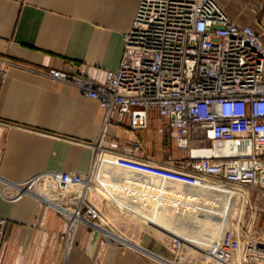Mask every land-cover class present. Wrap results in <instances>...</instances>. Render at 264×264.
I'll return each instance as SVG.
<instances>
[{
	"label": "crops",
	"instance_id": "obj_1",
	"mask_svg": "<svg viewBox=\"0 0 264 264\" xmlns=\"http://www.w3.org/2000/svg\"><path fill=\"white\" fill-rule=\"evenodd\" d=\"M217 2L264 40V0ZM138 3L0 0V59L8 62L0 73V189L6 186L5 193L12 194L34 176L91 170L90 200L119 232H111V240L80 221L68 234L66 217L44 199L0 194V216L7 219L0 264H174L164 242L173 234L182 236L178 228L185 211L194 209L190 234L230 218L231 188L197 186L184 174L130 156L134 140L144 142L142 156L154 162L177 156L166 145L169 137L175 142L174 130L156 110L148 111L145 128L131 132L126 115L113 111L105 123V111L95 99L48 74L72 62L81 73L102 80L105 69L118 66ZM198 195L218 210L190 201ZM225 203L230 204L226 211L221 208ZM223 242L230 245L218 252L220 261L241 264L233 241L225 237ZM177 252L170 247V253Z\"/></svg>",
	"mask_w": 264,
	"mask_h": 264
},
{
	"label": "built area",
	"instance_id": "obj_2",
	"mask_svg": "<svg viewBox=\"0 0 264 264\" xmlns=\"http://www.w3.org/2000/svg\"><path fill=\"white\" fill-rule=\"evenodd\" d=\"M117 68L102 80L85 75L69 62L48 74L75 86L105 111L128 117V130L148 125V111L174 130L180 157L154 162L141 140L131 143L135 158L188 176L193 183L227 185L238 203L234 250L241 264H264V224L251 206L243 223L244 204L253 191L264 198V40L250 25L238 24L217 0H139ZM8 65L0 59V73ZM163 128H159L162 131ZM222 142L237 144L232 153L215 151ZM206 151L197 154L196 151ZM92 171L50 172L17 185L16 199L27 193L52 204L68 220V234L87 222L113 240L100 210L91 202ZM7 219L0 216V248ZM173 249L182 237L170 238Z\"/></svg>",
	"mask_w": 264,
	"mask_h": 264
},
{
	"label": "rangeland",
	"instance_id": "obj_3",
	"mask_svg": "<svg viewBox=\"0 0 264 264\" xmlns=\"http://www.w3.org/2000/svg\"><path fill=\"white\" fill-rule=\"evenodd\" d=\"M174 143L175 142L172 141L169 137L166 142L167 148L171 149L173 152L176 153L174 154V156L177 155L176 157H180L182 152L176 149ZM218 185L228 189V186L225 184ZM249 197L251 198V200L246 201V203L244 204V211L242 212V222H247L251 206L259 209L261 213L260 217L262 220H264V198H262L260 195L256 194V192L253 191L249 192ZM186 199L188 200V198ZM190 201L194 203L199 201L201 206L210 207L218 210L217 204H215L213 201H209L204 195H198L197 198L194 197ZM231 209V216L226 223L223 220L218 219L216 224H207L200 226L199 230H193L194 232L192 231L191 234V226L189 225V222L191 221V217L194 214V209H189L185 211V223L183 227L178 228L182 234L181 248L178 250L176 255L170 253V237L166 238L164 242V245L167 247V255L169 256V258H171V262L174 264H224L218 258V252L223 251L224 249H229L230 244L228 242L226 244L223 242L225 237L229 238L233 242L235 240V232L237 228L236 218L238 217L237 214L239 211L238 203L233 204ZM201 216L204 217L205 214H202ZM104 220L107 222V225L109 226L108 229L110 232L114 234H119L117 227L110 223V221L106 217H104ZM197 239L201 243L196 244L195 240Z\"/></svg>",
	"mask_w": 264,
	"mask_h": 264
},
{
	"label": "bare ground",
	"instance_id": "obj_4",
	"mask_svg": "<svg viewBox=\"0 0 264 264\" xmlns=\"http://www.w3.org/2000/svg\"><path fill=\"white\" fill-rule=\"evenodd\" d=\"M237 147H238L237 144H234V143H231V142H222V143H219V144L215 145V149L214 150L215 151H218V152H223V153L230 154ZM196 152H197L198 155L199 154H202V152H203V154H206L207 153L205 150L204 151H196ZM185 178L188 181H190V182L193 183V181L188 176L185 175ZM197 186H200V185L198 184ZM229 205H230L229 203L221 204V208L226 211L228 209ZM110 235L113 236L112 233H110ZM113 238H115V237L113 236Z\"/></svg>",
	"mask_w": 264,
	"mask_h": 264
}]
</instances>
